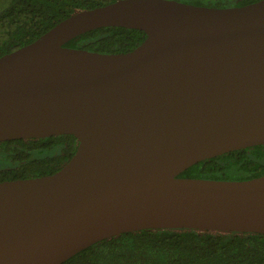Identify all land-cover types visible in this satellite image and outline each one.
<instances>
[{
	"label": "water",
	"instance_id": "obj_1",
	"mask_svg": "<svg viewBox=\"0 0 264 264\" xmlns=\"http://www.w3.org/2000/svg\"><path fill=\"white\" fill-rule=\"evenodd\" d=\"M145 33L124 53L65 43ZM72 135L52 174L0 181V264H62L146 229L264 234V175L178 176L264 144V0L215 7L116 0L0 56V142Z\"/></svg>",
	"mask_w": 264,
	"mask_h": 264
},
{
	"label": "trees",
	"instance_id": "obj_2",
	"mask_svg": "<svg viewBox=\"0 0 264 264\" xmlns=\"http://www.w3.org/2000/svg\"><path fill=\"white\" fill-rule=\"evenodd\" d=\"M116 0H0V56L31 43L76 11ZM215 7L257 0H179ZM143 31L101 27L65 43L104 53H124L140 45ZM72 135L0 142V181L52 174L73 155ZM264 175V144L195 163L178 176L246 180ZM62 264H264V234L193 229H146L122 233L83 249Z\"/></svg>",
	"mask_w": 264,
	"mask_h": 264
}]
</instances>
